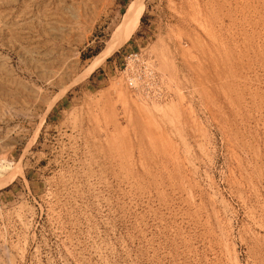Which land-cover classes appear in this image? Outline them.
<instances>
[{"label": "rangeland", "instance_id": "374dc122", "mask_svg": "<svg viewBox=\"0 0 264 264\" xmlns=\"http://www.w3.org/2000/svg\"><path fill=\"white\" fill-rule=\"evenodd\" d=\"M133 1L0 0V264H264V0Z\"/></svg>", "mask_w": 264, "mask_h": 264}, {"label": "bare ground", "instance_id": "6f19581e", "mask_svg": "<svg viewBox=\"0 0 264 264\" xmlns=\"http://www.w3.org/2000/svg\"><path fill=\"white\" fill-rule=\"evenodd\" d=\"M144 9H145V0H134L131 3V5L127 9V12L124 15V18H123V20L119 26L118 34L115 38V42L112 45H110L111 48L107 51L106 56L107 55L110 56L113 53V51H115V49H117L118 46L122 45L130 37V35L133 34L132 32L137 28V26L139 25V22L143 16ZM106 56H104L103 58L105 59ZM129 58H130L131 62H133L137 65L140 64V58H139V55L137 53L136 54L134 53ZM101 61H102V59L101 60L99 59L98 61H95V63L93 65L96 66L99 63L101 64ZM131 62H129V64H131ZM133 65H130V66L133 67ZM95 68H94V70H95ZM128 79H129L128 81L131 84V86L134 87L137 85V83H138L137 78H135L134 76H130ZM5 169H7L6 166L1 164L0 165V171L2 172Z\"/></svg>", "mask_w": 264, "mask_h": 264}]
</instances>
